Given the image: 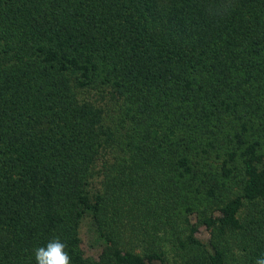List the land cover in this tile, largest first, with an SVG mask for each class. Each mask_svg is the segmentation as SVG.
I'll return each mask as SVG.
<instances>
[{
  "label": "trees",
  "instance_id": "obj_1",
  "mask_svg": "<svg viewBox=\"0 0 264 264\" xmlns=\"http://www.w3.org/2000/svg\"><path fill=\"white\" fill-rule=\"evenodd\" d=\"M53 237L71 264L264 254V0H0V264Z\"/></svg>",
  "mask_w": 264,
  "mask_h": 264
},
{
  "label": "rangeland",
  "instance_id": "obj_2",
  "mask_svg": "<svg viewBox=\"0 0 264 264\" xmlns=\"http://www.w3.org/2000/svg\"><path fill=\"white\" fill-rule=\"evenodd\" d=\"M201 217L199 216L198 213H191L188 216V220L194 224H196L197 227V232L196 236L199 238L201 241L205 242L208 239L209 233L208 230L202 225L200 221ZM79 237H80V248L83 252L84 257H89L92 259H96L99 252L101 245L96 238V236L92 233L91 227L83 221L79 227ZM168 245V243H167ZM173 249H171L169 246L167 247V256L169 257L170 255L173 254ZM175 253V252H174Z\"/></svg>",
  "mask_w": 264,
  "mask_h": 264
},
{
  "label": "clouds",
  "instance_id": "obj_3",
  "mask_svg": "<svg viewBox=\"0 0 264 264\" xmlns=\"http://www.w3.org/2000/svg\"><path fill=\"white\" fill-rule=\"evenodd\" d=\"M67 247L59 237H53L45 246L34 249L36 264H71V257L65 250ZM255 264H264V254L256 258Z\"/></svg>",
  "mask_w": 264,
  "mask_h": 264
}]
</instances>
